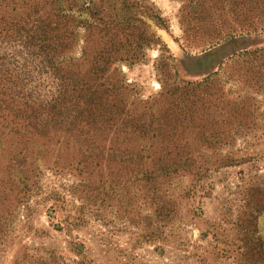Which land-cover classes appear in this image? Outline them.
<instances>
[{
	"label": "rangeland",
	"instance_id": "1",
	"mask_svg": "<svg viewBox=\"0 0 264 264\" xmlns=\"http://www.w3.org/2000/svg\"><path fill=\"white\" fill-rule=\"evenodd\" d=\"M89 1L105 19L144 17L139 31L157 43L120 65L125 103L133 98L151 125L164 101L191 103L192 141L154 194L113 143L0 144V264H264V72L248 57L221 58L255 43L247 35L264 28V0H119L127 12L112 9L117 0ZM230 33L249 40L225 47ZM37 78L31 86L42 88ZM90 154L103 163L83 168Z\"/></svg>",
	"mask_w": 264,
	"mask_h": 264
},
{
	"label": "trees",
	"instance_id": "2",
	"mask_svg": "<svg viewBox=\"0 0 264 264\" xmlns=\"http://www.w3.org/2000/svg\"><path fill=\"white\" fill-rule=\"evenodd\" d=\"M111 7L118 12L131 8L119 0ZM101 12L102 7L82 0H0V144L27 150L35 139L56 138L78 150H109L113 143L124 155L120 163L136 170L154 194L162 180L180 171L185 152L177 149L189 140L185 132L192 104L164 101L155 128L144 113L136 114L133 98L125 103L131 90L123 84L120 65L139 61L143 44L157 38L139 31L149 27L144 17L113 21ZM255 31L247 35L256 38L252 46L221 58L248 57L264 72V28ZM246 37L230 33L225 47ZM202 58L196 60L200 69L207 65ZM33 75L42 88L31 86ZM174 93L160 97L168 100ZM137 139L151 150H140ZM104 158L90 154L78 163L96 168Z\"/></svg>",
	"mask_w": 264,
	"mask_h": 264
}]
</instances>
